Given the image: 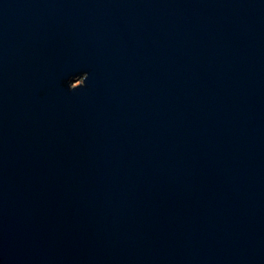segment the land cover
<instances>
[{
	"label": "water",
	"instance_id": "1",
	"mask_svg": "<svg viewBox=\"0 0 264 264\" xmlns=\"http://www.w3.org/2000/svg\"><path fill=\"white\" fill-rule=\"evenodd\" d=\"M0 264H264V0H0Z\"/></svg>",
	"mask_w": 264,
	"mask_h": 264
},
{
	"label": "clouds",
	"instance_id": "2",
	"mask_svg": "<svg viewBox=\"0 0 264 264\" xmlns=\"http://www.w3.org/2000/svg\"><path fill=\"white\" fill-rule=\"evenodd\" d=\"M82 77H83V79L76 78V83H75V84L70 83V85H69V89H70L71 91H74V90H76V89H78V88H81V87H83V86L85 85V80L87 79V76L84 75V76H82Z\"/></svg>",
	"mask_w": 264,
	"mask_h": 264
},
{
	"label": "rangeland",
	"instance_id": "3",
	"mask_svg": "<svg viewBox=\"0 0 264 264\" xmlns=\"http://www.w3.org/2000/svg\"><path fill=\"white\" fill-rule=\"evenodd\" d=\"M75 83H76V82H75ZM75 83H74V84H75Z\"/></svg>",
	"mask_w": 264,
	"mask_h": 264
}]
</instances>
